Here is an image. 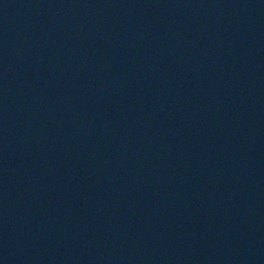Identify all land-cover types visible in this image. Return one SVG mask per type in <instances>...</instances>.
<instances>
[{
	"label": "water",
	"instance_id": "obj_1",
	"mask_svg": "<svg viewBox=\"0 0 264 264\" xmlns=\"http://www.w3.org/2000/svg\"><path fill=\"white\" fill-rule=\"evenodd\" d=\"M0 264H264V0H0Z\"/></svg>",
	"mask_w": 264,
	"mask_h": 264
}]
</instances>
